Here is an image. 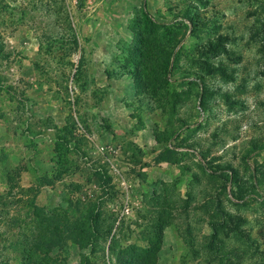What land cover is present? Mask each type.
I'll return each instance as SVG.
<instances>
[{
    "label": "rangeland",
    "instance_id": "obj_1",
    "mask_svg": "<svg viewBox=\"0 0 264 264\" xmlns=\"http://www.w3.org/2000/svg\"><path fill=\"white\" fill-rule=\"evenodd\" d=\"M0 264H264V0H0Z\"/></svg>",
    "mask_w": 264,
    "mask_h": 264
},
{
    "label": "trees",
    "instance_id": "obj_2",
    "mask_svg": "<svg viewBox=\"0 0 264 264\" xmlns=\"http://www.w3.org/2000/svg\"><path fill=\"white\" fill-rule=\"evenodd\" d=\"M54 231L57 233V234H60L59 233V229L57 228H54ZM89 241H91L92 242V240H88V242ZM91 242H89V243H91ZM60 245H62V243H61V240H59L58 242H56V243H53V242H49L48 244H44L43 242L40 244V242H38V243H36L35 245H34V249L36 250L37 248H42V247H47L48 249L50 248H53V246L54 247H57V246H60Z\"/></svg>",
    "mask_w": 264,
    "mask_h": 264
}]
</instances>
